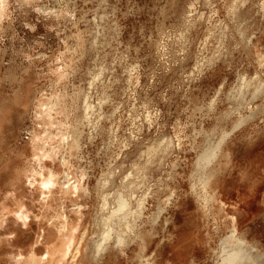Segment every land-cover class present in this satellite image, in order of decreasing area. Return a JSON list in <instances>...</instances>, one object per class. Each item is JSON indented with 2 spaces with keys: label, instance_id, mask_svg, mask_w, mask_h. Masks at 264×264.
I'll return each mask as SVG.
<instances>
[{
  "label": "rangeland",
  "instance_id": "1",
  "mask_svg": "<svg viewBox=\"0 0 264 264\" xmlns=\"http://www.w3.org/2000/svg\"><path fill=\"white\" fill-rule=\"evenodd\" d=\"M225 249L264 264V0H0V264Z\"/></svg>",
  "mask_w": 264,
  "mask_h": 264
},
{
  "label": "bare ground",
  "instance_id": "2",
  "mask_svg": "<svg viewBox=\"0 0 264 264\" xmlns=\"http://www.w3.org/2000/svg\"><path fill=\"white\" fill-rule=\"evenodd\" d=\"M208 149V148H207ZM213 153V149H209V150H205V152H203V155L200 157V159L199 160H201V162H203V163H206L208 160H210V157H211V154ZM49 186V185H48ZM119 195V194H118ZM117 196V195H116ZM115 196V197H116ZM107 197V196H106ZM117 197H119V196H117ZM114 200H116V202H117V199L116 198H114ZM138 200V199H137ZM106 204H107V202L106 201H104ZM106 204H103V206L105 205V206H107ZM140 204V203H139ZM117 206V208L115 209V210H113L114 212H112V215H108L109 217L107 218L105 215V217H103V216H101V217H103L105 220H103V221H100L101 222V226H102V229H101V236L102 237H104L103 238V241H102V243H101V247L103 248V244H105V246H107V244L106 243H103L104 241L106 242L107 241V239H108V237H110L109 236V233L112 231V230H115V229H113L114 228V226L112 227V221H113V218H115L116 219V217H114L117 213H122V212H124L125 211V208L129 205V203H128V205H126V202H125V200L122 198V197H119L118 198V203L116 204ZM102 206V205H101ZM103 206H102V208H103ZM104 206V207H105ZM129 207V206H128ZM127 207V208H128ZM106 208V207H105ZM126 208V209H127ZM109 209V208H108ZM113 209H114V207H113ZM106 210V209H105ZM128 210L129 209H127L126 211V213L124 214V213H122V215L120 216L119 215V217H118V222H120V220H122V219H125V215L128 213ZM132 210V209H131ZM131 210H130V214H131ZM110 212H111V210H110ZM109 212V214H111ZM124 214V215H123ZM127 215H129V213L127 214ZM117 216V215H116ZM125 216V217H124ZM101 217H99L100 218V220H102V218ZM98 218V219H99ZM126 218H128V217H126ZM97 219V220H98ZM125 221V220H124ZM114 223H116V221H113ZM113 223V224H114ZM119 223H116L115 225H118ZM106 226H107V229H106ZM116 228H118V227H116ZM65 230V229H64ZM69 231V230H68ZM116 232V231H115ZM117 234H119V232L117 233ZM113 235V234H112ZM114 235H115V233H114ZM119 237H121V236H119ZM71 238V237H70ZM122 238V237H121ZM115 239H117L118 241H120L119 239H118V237L116 238V236H115ZM116 240V241H117ZM108 241H109V239H108ZM116 241H115V244H116ZM117 241V242H118ZM113 242H114V240H113ZM119 244H120V242H118ZM118 243H117V246H118ZM243 243L241 242V241H237V245H242ZM64 247V246H63ZM227 247V249H229L228 247H229V245L228 246H226ZM225 247V248H226ZM105 248V247H104ZM103 250V249H102ZM226 250V249H225ZM244 252V251H243ZM243 252H241V251H238V250H226L225 251V253H226V255H225V257H223L222 258V263L221 264H239L240 262H242L243 260H245L246 258H247V256L243 253ZM224 253V254H225ZM33 257H31V259H32ZM35 261H36V258L34 259ZM32 262H34V261H32ZM41 262H43V261H41Z\"/></svg>",
  "mask_w": 264,
  "mask_h": 264
}]
</instances>
